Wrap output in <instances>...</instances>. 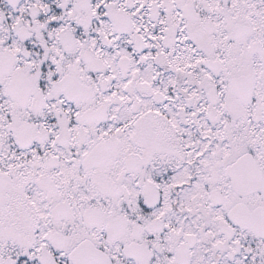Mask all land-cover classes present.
<instances>
[{"label":"snow or ice","instance_id":"1","mask_svg":"<svg viewBox=\"0 0 264 264\" xmlns=\"http://www.w3.org/2000/svg\"><path fill=\"white\" fill-rule=\"evenodd\" d=\"M0 264H264V0H0Z\"/></svg>","mask_w":264,"mask_h":264}]
</instances>
